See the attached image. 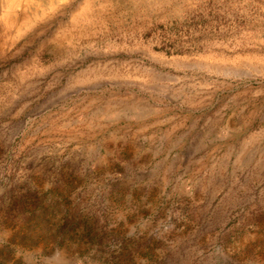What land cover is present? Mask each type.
<instances>
[{"label":"rangeland","instance_id":"rangeland-1","mask_svg":"<svg viewBox=\"0 0 264 264\" xmlns=\"http://www.w3.org/2000/svg\"><path fill=\"white\" fill-rule=\"evenodd\" d=\"M0 264H264V0H0Z\"/></svg>","mask_w":264,"mask_h":264}]
</instances>
